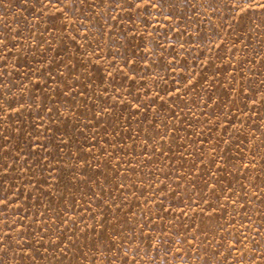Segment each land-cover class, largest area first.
Listing matches in <instances>:
<instances>
[{
	"label": "rangeland",
	"instance_id": "obj_1",
	"mask_svg": "<svg viewBox=\"0 0 264 264\" xmlns=\"http://www.w3.org/2000/svg\"><path fill=\"white\" fill-rule=\"evenodd\" d=\"M140 3L0 0V264H264V0Z\"/></svg>",
	"mask_w": 264,
	"mask_h": 264
},
{
	"label": "snow or ice",
	"instance_id": "obj_2",
	"mask_svg": "<svg viewBox=\"0 0 264 264\" xmlns=\"http://www.w3.org/2000/svg\"><path fill=\"white\" fill-rule=\"evenodd\" d=\"M150 2V0H141L140 3V7L144 8L145 10H147V5ZM153 7H155L156 5H152Z\"/></svg>",
	"mask_w": 264,
	"mask_h": 264
}]
</instances>
